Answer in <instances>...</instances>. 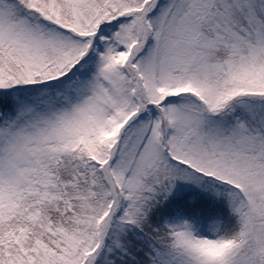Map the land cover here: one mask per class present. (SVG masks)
I'll return each mask as SVG.
<instances>
[{"label":"snow or ice","instance_id":"obj_1","mask_svg":"<svg viewBox=\"0 0 264 264\" xmlns=\"http://www.w3.org/2000/svg\"><path fill=\"white\" fill-rule=\"evenodd\" d=\"M0 264H264V0H0Z\"/></svg>","mask_w":264,"mask_h":264}]
</instances>
